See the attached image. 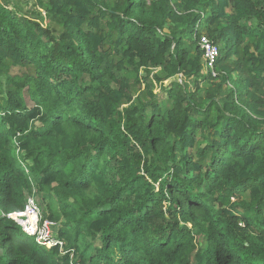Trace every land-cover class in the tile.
I'll use <instances>...</instances> for the list:
<instances>
[{
	"label": "trees",
	"instance_id": "1",
	"mask_svg": "<svg viewBox=\"0 0 264 264\" xmlns=\"http://www.w3.org/2000/svg\"><path fill=\"white\" fill-rule=\"evenodd\" d=\"M37 3L0 0V264H264V0Z\"/></svg>",
	"mask_w": 264,
	"mask_h": 264
},
{
	"label": "built area",
	"instance_id": "2",
	"mask_svg": "<svg viewBox=\"0 0 264 264\" xmlns=\"http://www.w3.org/2000/svg\"><path fill=\"white\" fill-rule=\"evenodd\" d=\"M201 48L203 49V58L207 71L214 73L215 63L220 56L219 47L212 43L209 38L203 36L200 41ZM36 191L33 190L27 197V207L23 213L9 215V219H14L23 230L30 236H35L40 245L55 246L59 245L61 249L64 242L59 241L54 233L57 228V223L51 220L44 219L41 211L35 200Z\"/></svg>",
	"mask_w": 264,
	"mask_h": 264
},
{
	"label": "rangeland",
	"instance_id": "3",
	"mask_svg": "<svg viewBox=\"0 0 264 264\" xmlns=\"http://www.w3.org/2000/svg\"><path fill=\"white\" fill-rule=\"evenodd\" d=\"M8 1L10 2V5L13 6L17 11H20L23 13H30L32 11H36V10L40 9V7L38 6L37 0H8ZM39 11H42V10L40 9ZM252 24H253V22H252ZM204 71L207 72L206 65L204 67ZM140 73L142 74L144 72H140ZM127 74L128 73H126V72H120L118 76L123 77L124 75H127ZM232 86H234V84L230 85V87H232ZM137 88H138V85H137ZM145 88H146V84L144 81L140 85V90L137 91L136 93H134L135 95H134L133 101L137 98L138 93H142L145 90ZM159 90H160V85L155 84V90H154L155 93L159 92ZM144 97L147 99L146 96H144ZM131 103H129L127 105H130ZM34 197H35L36 203H37V205L41 211L42 216H43V213L48 212L49 206H52V207H55L56 209H58V205L56 203H53V204H51V202L49 203L48 201H46L44 199V197L40 193L36 192ZM234 201L240 202V203H242L241 201H243L244 202L243 204L249 205L250 204L249 192H244L242 195L236 197L234 199ZM55 231H56V229L54 230V233H52L53 235H55ZM96 245H98V242H96Z\"/></svg>",
	"mask_w": 264,
	"mask_h": 264
},
{
	"label": "clouds",
	"instance_id": "4",
	"mask_svg": "<svg viewBox=\"0 0 264 264\" xmlns=\"http://www.w3.org/2000/svg\"><path fill=\"white\" fill-rule=\"evenodd\" d=\"M33 190H35V189H33ZM33 190H32V192H33ZM36 191V190H35ZM37 192V191H36ZM28 197V196H27ZM26 233V232H25Z\"/></svg>",
	"mask_w": 264,
	"mask_h": 264
}]
</instances>
